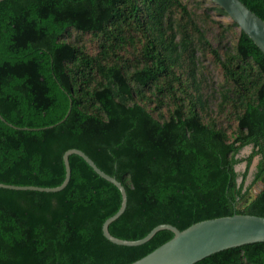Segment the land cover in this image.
<instances>
[{
    "label": "trees",
    "instance_id": "1",
    "mask_svg": "<svg viewBox=\"0 0 264 264\" xmlns=\"http://www.w3.org/2000/svg\"><path fill=\"white\" fill-rule=\"evenodd\" d=\"M239 1L264 21V0ZM0 116V183L57 187L77 149L125 189L115 238L264 218V55L210 0L0 2ZM68 160L59 192L0 189V264H131L173 237L107 241L120 193ZM194 264H264V243Z\"/></svg>",
    "mask_w": 264,
    "mask_h": 264
},
{
    "label": "water",
    "instance_id": "2",
    "mask_svg": "<svg viewBox=\"0 0 264 264\" xmlns=\"http://www.w3.org/2000/svg\"><path fill=\"white\" fill-rule=\"evenodd\" d=\"M4 0H0L2 2ZM211 3L222 9L226 15L239 27V29L252 41L264 55V21L250 11L239 0H210ZM55 126L61 124L68 116ZM0 121L10 128L16 127L7 123L1 116ZM50 126L48 128H52ZM23 130H29L23 128ZM36 130V129H32ZM80 157L101 179L114 185L121 196L117 212L106 219L102 224L103 237L112 244L125 247H137L148 242L162 230H167L173 237L156 248L151 253L131 264H194L202 259L221 251L237 248L248 244L264 243V218L251 215L234 214L229 217H220L197 222L188 228L179 231L177 228L162 224L153 228L144 238L136 241L121 240L111 236L108 227L125 211L127 204L126 192L123 186L114 178L101 171L94 162L83 152L77 149L67 150L62 156L64 166V179L62 183L53 188L35 186H14L0 183V189L13 191H32L40 193H56L63 190L70 179L69 156ZM256 164V162H255ZM245 165H243L244 167Z\"/></svg>",
    "mask_w": 264,
    "mask_h": 264
},
{
    "label": "rangeland",
    "instance_id": "3",
    "mask_svg": "<svg viewBox=\"0 0 264 264\" xmlns=\"http://www.w3.org/2000/svg\"><path fill=\"white\" fill-rule=\"evenodd\" d=\"M250 153V147H246V148H244L242 151H241V153H240V156H246V155H248ZM257 161H258V159L257 158H255L254 159V161H253V163H252V165H251V167H250V169H249V174H248V176H247V180H246V184L247 185H249L250 183H251V180H252V174L254 173V171H255V166H256V164H257ZM255 162H256V164H255ZM243 165H245L244 163H242V164H240L239 166H237L236 167V170L237 171H242V170H244V167H243ZM260 188H261V185H255V186H253V188H252V190H251V196H255L257 193H258V191L260 190Z\"/></svg>",
    "mask_w": 264,
    "mask_h": 264
}]
</instances>
